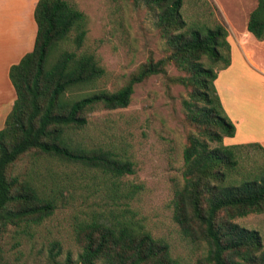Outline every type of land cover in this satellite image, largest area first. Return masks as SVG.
I'll list each match as a JSON object with an SVG mask.
<instances>
[{"label": "trees", "instance_id": "1", "mask_svg": "<svg viewBox=\"0 0 264 264\" xmlns=\"http://www.w3.org/2000/svg\"><path fill=\"white\" fill-rule=\"evenodd\" d=\"M155 15V26L167 54L149 57L118 89H93L104 68L93 53L81 51L87 34L86 15L69 0H38L34 8L33 48L9 67L15 91L11 110L0 129V238L9 226L27 232L57 207L54 190L46 191L15 173L24 156H46L120 178L134 173V163L103 146H88L75 134L88 122V112L129 104L134 85L175 65L183 75L171 81L188 88L182 100L184 119L196 128L183 147V183L173 190L172 219L180 233L205 242L207 264H264L260 233L234 221L264 212V163L245 168L243 151L259 143L226 145L235 125L226 114L214 81L230 65L226 27L217 20L188 22L183 0H131ZM247 30L264 39V0L248 15ZM79 90L80 92H77ZM113 182L114 207H99L74 225L81 264H182L169 244L154 237L134 218L122 199L141 188L120 191ZM62 192V191H61ZM58 247L59 243L54 242ZM0 264L4 260L0 247Z\"/></svg>", "mask_w": 264, "mask_h": 264}, {"label": "rangeland", "instance_id": "2", "mask_svg": "<svg viewBox=\"0 0 264 264\" xmlns=\"http://www.w3.org/2000/svg\"><path fill=\"white\" fill-rule=\"evenodd\" d=\"M69 2L87 18V34L80 50L93 53L105 71L93 88L82 92L116 90L149 57L167 54V45L155 26V15L144 5L131 0ZM255 6L256 0H183L182 12L188 22L209 24L217 20L228 31L231 66L219 70L215 80L221 97L227 92L222 87L227 77L246 78L243 68L248 59L264 67V39H256L246 28L248 15ZM243 47L249 50L247 54L251 58L245 57ZM31 50L22 47L21 52ZM183 73L175 65H167L164 73L151 75L134 85L127 106L93 108L88 112L87 124L75 134L85 145L103 146L132 160L133 174L116 179L46 156L36 159L24 156L16 163L15 173L32 179L46 191H55L57 207L40 225L27 232H19L15 226L7 228L0 238L5 261L9 264H81L74 225L99 207L115 206L113 182H116L122 192L132 184L141 185L133 198L121 201L154 237L169 244L174 257L182 264H207L202 261L207 249L205 242L185 238L172 219L173 190L183 183V147L187 136L196 132L183 114L182 100L188 97V88L171 81ZM252 76L256 79L259 75L252 73ZM11 88L12 94L0 96V129L16 96ZM229 140L225 137L223 143ZM243 153L246 161L241 164L245 168L264 163V154L256 148H247ZM234 221L257 230L264 251V212L250 213ZM54 242L59 246L55 247Z\"/></svg>", "mask_w": 264, "mask_h": 264}, {"label": "crops", "instance_id": "3", "mask_svg": "<svg viewBox=\"0 0 264 264\" xmlns=\"http://www.w3.org/2000/svg\"><path fill=\"white\" fill-rule=\"evenodd\" d=\"M37 1L0 0L1 97L12 94L13 86L7 84L11 83L8 71L9 67L25 54L23 53L25 51L21 52L22 47L28 50L33 48L37 29L33 13ZM242 51L247 59L251 58L247 54L248 49L243 47ZM230 66L231 61L224 70L229 69ZM243 72L246 78L227 77L222 82V87L227 88L225 99L216 89L226 114L235 125V133L229 137L230 140L226 144L256 142L264 149V67L248 59L244 64ZM252 73L259 75L258 78L254 79Z\"/></svg>", "mask_w": 264, "mask_h": 264}]
</instances>
